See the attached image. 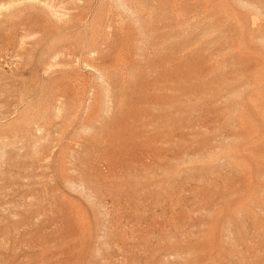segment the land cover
Listing matches in <instances>:
<instances>
[{
  "label": "rangeland",
  "instance_id": "rangeland-1",
  "mask_svg": "<svg viewBox=\"0 0 264 264\" xmlns=\"http://www.w3.org/2000/svg\"><path fill=\"white\" fill-rule=\"evenodd\" d=\"M0 264H264V0H0Z\"/></svg>",
  "mask_w": 264,
  "mask_h": 264
}]
</instances>
